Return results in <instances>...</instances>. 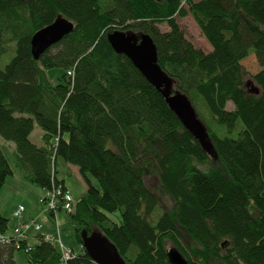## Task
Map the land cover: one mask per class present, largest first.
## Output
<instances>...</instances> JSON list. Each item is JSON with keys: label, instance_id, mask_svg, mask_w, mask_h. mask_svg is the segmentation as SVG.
Here are the masks:
<instances>
[{"label": "trees", "instance_id": "1", "mask_svg": "<svg viewBox=\"0 0 264 264\" xmlns=\"http://www.w3.org/2000/svg\"><path fill=\"white\" fill-rule=\"evenodd\" d=\"M59 16L74 31L35 60L32 38ZM188 16L210 52L187 39L178 20ZM115 31L152 37L160 67L191 101L217 159L114 51L107 36ZM10 50L0 70V136L15 144L16 166L45 192L68 190L58 158L87 183L70 213L81 248L67 264H94L84 230L108 239L127 264H171L169 244L189 264H264V0H0V55ZM252 54L262 69L249 76L242 63ZM51 70L61 71L57 83ZM35 124L40 147L31 141ZM13 174L0 148V191ZM151 176L171 209L148 186ZM116 212L119 223L109 217ZM9 222L0 212V235ZM18 252L28 264H63L42 236L34 245L0 241V264H17Z\"/></svg>", "mask_w": 264, "mask_h": 264}, {"label": "rangeland", "instance_id": "2", "mask_svg": "<svg viewBox=\"0 0 264 264\" xmlns=\"http://www.w3.org/2000/svg\"><path fill=\"white\" fill-rule=\"evenodd\" d=\"M178 21L182 29L185 31L187 39L189 41H191L197 48L203 49L207 53L211 51V46L204 38L198 25L191 16H188L184 19H179ZM160 29L163 32L169 31L167 25L160 26ZM14 55L15 51L13 50H10L4 55H0V70L3 69L11 61ZM255 56V54H252L242 63L249 76L257 74L262 69ZM60 75V70H51L48 72L49 79L53 80L54 83H57V78ZM234 109V104L232 102H229L227 110L233 111ZM210 126L214 130H219L217 129L218 125L215 123H211ZM236 133L233 135V137H236ZM31 141L39 147L45 145L43 140V132L37 124H35L34 132L31 136ZM13 147L16 148L13 142L6 141L0 136V148L5 153L9 163L11 164L14 170L13 176H10L8 178L5 186L0 191V212L4 217H7L9 219L10 222L8 233L12 234L6 235L14 236V229L17 226V221L13 218V214L15 211H17L20 206H23L26 209V211L23 213L24 221H36L43 227L42 234L54 233L55 229L53 227L59 225L60 237L63 243L66 246L72 247L78 253L79 249L81 248V244L77 238L76 225L73 222L70 213L66 211H58L56 215L57 219L55 217H52L50 212L41 203V199L45 196V191H43L42 188L38 185H33L32 183H29V181L25 177L24 171L16 166V149H13ZM56 169L57 177L60 180H64L66 182V185L69 191L71 192L72 196L74 197L75 201H79L87 191V183L82 177V175L77 173L71 167V165H68L62 158H58ZM89 178L94 186H98V182L94 177L89 175ZM147 184L150 188L157 191L162 209H171V207L173 206V202L168 197L163 196V194L161 193L159 187V180L157 179V177L151 176L147 178ZM109 217L114 222L119 223L121 220V213H111L109 214ZM99 235L101 236V234ZM30 243L34 244L36 243V241H34V239H31ZM168 248L170 250H178L172 244H169ZM16 261L17 264H28L21 252L17 253Z\"/></svg>", "mask_w": 264, "mask_h": 264}, {"label": "water", "instance_id": "3", "mask_svg": "<svg viewBox=\"0 0 264 264\" xmlns=\"http://www.w3.org/2000/svg\"><path fill=\"white\" fill-rule=\"evenodd\" d=\"M74 29L73 22L59 16L52 25L37 32L31 41L34 59L40 60L50 48L60 43ZM107 39L114 51L129 58L148 82L163 95L185 129L203 149L217 159L208 130L191 101L186 95L174 90L173 80L160 67L157 47L152 37L147 34L115 31L110 33ZM81 235L84 247L94 264H127L108 239L102 238L96 232L89 234L86 230ZM168 256L171 264H189L178 250L171 249Z\"/></svg>", "mask_w": 264, "mask_h": 264}, {"label": "built area", "instance_id": "4", "mask_svg": "<svg viewBox=\"0 0 264 264\" xmlns=\"http://www.w3.org/2000/svg\"><path fill=\"white\" fill-rule=\"evenodd\" d=\"M71 74V73H70ZM41 203L49 212L55 213L57 219L58 211H66L69 213L74 212L75 199L69 190H64L62 187L53 189L52 191H46L45 196L41 199ZM26 209L20 206L17 211L14 212L13 218L17 221V226L14 229V236L0 235V241L4 244H9L12 240L30 239L33 231L37 232L46 241L56 245L62 256V263L67 264L70 260L76 258L77 252L69 246H66L60 237L59 225L54 226V233L42 234L43 227L34 220H23V213ZM57 222V220H56Z\"/></svg>", "mask_w": 264, "mask_h": 264}, {"label": "crops", "instance_id": "5", "mask_svg": "<svg viewBox=\"0 0 264 264\" xmlns=\"http://www.w3.org/2000/svg\"><path fill=\"white\" fill-rule=\"evenodd\" d=\"M13 149H16V148H14L13 147ZM58 161V160H57ZM71 167L77 172V173H79L80 174V171H79V168L78 167H76V166H72L71 165ZM81 175V174H80ZM64 181V180H63ZM29 183H32V182H30L29 181ZM33 184V183H32ZM33 185H35V184H33ZM65 185H66V182H65ZM66 187H67V185H66ZM68 188V187H67ZM43 190V189H42ZM69 190V189H68ZM44 191V190H43ZM54 228V227H53ZM8 235H12V234H9V233H7ZM39 237H40V234H38V233H35V232H32L31 233V238L29 239V243H30V240L31 239H34V241H36V243L39 241ZM36 243H34V244H36ZM31 244V243H30ZM34 244H31V245H34Z\"/></svg>", "mask_w": 264, "mask_h": 264}]
</instances>
